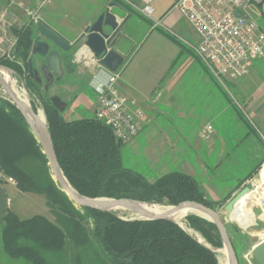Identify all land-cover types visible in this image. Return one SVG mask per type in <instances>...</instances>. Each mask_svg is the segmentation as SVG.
Segmentation results:
<instances>
[{"label":"trees","instance_id":"obj_1","mask_svg":"<svg viewBox=\"0 0 264 264\" xmlns=\"http://www.w3.org/2000/svg\"><path fill=\"white\" fill-rule=\"evenodd\" d=\"M16 34L18 46L14 57L25 63L28 77L25 88L32 90L30 85H41L29 72L37 26ZM0 65L21 77L20 67L5 57L0 58ZM44 110L61 169L81 195L173 206L191 201L212 208L194 177L175 171L151 182L142 174L124 168V144L96 117L68 121L51 99L44 101ZM0 165L15 178L22 192L43 196L58 220L53 223L40 215L21 220L8 212L3 218L2 248L11 257L47 264L42 252L61 250L67 238L76 245L89 243L92 238L116 264H219L218 253L205 245L220 249L222 240L217 227L203 218L191 215L186 224L201 236L204 245L172 221H129L121 219L116 212L75 206L52 179L41 145L1 86Z\"/></svg>","mask_w":264,"mask_h":264},{"label":"crops","instance_id":"obj_2","mask_svg":"<svg viewBox=\"0 0 264 264\" xmlns=\"http://www.w3.org/2000/svg\"><path fill=\"white\" fill-rule=\"evenodd\" d=\"M97 2L90 11L95 15L101 14L110 6L114 13L118 12L119 7L125 11L120 16L122 19L127 18V22L115 47L124 57L134 48L136 38L132 33L143 31L146 34L159 29L163 33L183 32L182 22L187 20L174 7L175 0H152L150 5L154 9L153 19L146 18L151 21V25L141 30L142 22H146L141 13L146 0ZM52 5L53 3L47 6L42 13ZM64 6L67 7L68 4L64 3ZM54 7L58 9L59 6L54 3ZM253 7L259 8L261 15ZM135 14L142 17L135 20ZM252 15L257 18L256 22L264 32V2L251 5L244 11L245 17L252 19ZM42 20L69 42L78 38L71 40L70 32L64 34L59 31L53 21L58 18L53 14L48 16V20ZM70 20L76 19L70 17ZM72 25L75 26L74 23ZM199 41L200 39L197 43ZM60 55L64 76L57 87L65 98L72 100L71 110L67 112L68 104L59 97L65 104L63 115L65 113L68 116L65 119L78 121L89 116L95 117L97 88L108 80L111 73L95 64L88 53L67 63L63 54ZM140 67L130 63L117 83L119 91L134 103L130 105L131 111L144 114L138 121L139 133L131 142L136 143L142 138L143 144L148 146V152L156 156L167 155L169 152L174 155L186 154L188 151L185 148L192 147L195 153L192 162L182 161L190 171L182 173L191 177H204L209 184H199L206 196L210 192H218L212 189V185L217 184L226 170L233 173L236 181L230 189L224 191L225 194H236L249 185L264 165V58L254 62L249 73L243 77H225L229 84L228 91L223 89L203 64L193 68L191 73V70L174 69L167 73L165 69ZM208 126L212 128V133L206 137ZM160 160L158 158L154 161L158 164ZM8 187L10 192L3 187L8 200L7 213L11 212L19 218V210H12L16 198L41 197L22 192L18 187ZM43 205L44 210L50 213L46 200Z\"/></svg>","mask_w":264,"mask_h":264},{"label":"rangeland","instance_id":"obj_3","mask_svg":"<svg viewBox=\"0 0 264 264\" xmlns=\"http://www.w3.org/2000/svg\"><path fill=\"white\" fill-rule=\"evenodd\" d=\"M97 1L102 0H52L53 5L50 6L44 13H42V18L44 20H48V16H51L53 14L56 19L58 18V20H53L54 25L57 27V29L62 33L64 32V34H67V31L70 32V39L74 40L75 38L79 37L86 30L87 27L92 25L100 15H95L94 12H90L93 6H95L94 3H96L97 5ZM7 2L8 0H0V11L5 7V5H7ZM54 3L59 6L58 9H55ZM64 3L68 4V6H64ZM253 8L259 13V15H261V10L259 8ZM241 13L244 15V11H241ZM70 17L76 20H70ZM141 17L142 16L135 14L133 16V19L137 20ZM144 17L142 19L146 22H142V27L140 28L141 30L146 27L149 28L151 25V21L147 20L146 17ZM251 18L255 21H258L257 18H255L253 15L251 16ZM260 19L263 20L262 17ZM72 23H74L75 26H73ZM182 27L183 32L171 31L163 33L164 31L161 32L162 30L160 31L159 29L156 31L148 30L149 32H147L146 34H144L143 31H138L139 33H132V36L136 38L134 48L130 52V54L125 57V63L122 67L121 74L124 73L130 63L133 66L137 67L148 66L149 68L156 67L160 70L165 69L167 73L170 72V70L173 71L174 69H177L178 71L191 70L189 73L193 72L199 64H203L202 61L199 59L198 55L191 48V46L198 45L197 40L199 39V37L188 20H183ZM6 36L8 38L6 42L7 45H16L13 51V54H15L16 48L18 46V37L16 34V30H14V28H11V30H8V32L6 33ZM52 48L63 54L64 60L67 63L68 61H72L75 58L79 46L67 53L56 48L55 46H52ZM5 58L9 62L15 63L17 66L20 67V70H18V72L21 77H13L15 86L19 91L25 92L27 94L30 104L34 107V109H36V111L43 112L46 118L44 110V101L52 99L53 97H60L64 102L68 104L67 112L71 110L72 100L69 101L68 98H65L62 95L60 89H58L57 87L60 82H55L46 92L45 81L43 79L42 73L40 72V68L44 63V60L41 57L32 56L31 58L33 59L34 68L39 71L40 77L43 79V83L39 85V87L35 85H30V89L32 90H27L25 88V80H27L28 78L25 63L21 59H16L12 55L10 57ZM211 75L213 74L211 73ZM213 77L217 82H219V84H221L225 91H228L227 87L229 86V84L226 78H222L221 81L217 79L214 75ZM212 80L214 81V79ZM63 116L64 118L68 119L67 114L64 113ZM209 127L210 126H208L206 130L208 132V134L207 132L205 134L206 137H209V135H211L208 130ZM185 149H187L188 151L186 154L174 155L173 153L169 152L167 153V155L158 154L156 156L155 154L148 152V146L146 147L143 144V139L141 138L136 143L129 142L128 144L123 145L122 164L124 168L136 171L148 178L151 182H153L156 181L158 178L171 172L179 171L186 173V171H190V169L187 167V164H184V161L192 162L193 157H195V153L193 152L192 147H188ZM158 158L161 160L158 164H156L157 161L154 160H157ZM165 161L167 163H165ZM182 161L184 163H182ZM261 170L262 169L260 168L256 176L254 177V180L249 184L252 191H255L257 189V186L261 182ZM49 174H51L50 170ZM194 178L200 184L202 182H206L207 185L209 184V182H207L206 179L202 176H195ZM235 181L236 180L233 178V173L231 171L226 170L224 176L217 181V184L212 185V189H215V191L217 190L218 192H210L209 196H205L212 204L211 209L218 213L227 228V231L231 237L232 243L237 254L238 264H257L251 255V250L254 246L262 242L264 238L263 209L259 206L253 207V212L257 217V225L250 228L249 230L245 231L236 223L230 221L229 213L226 211V205L236 194H225L224 191L230 189ZM8 186L9 185H4L3 187L6 189L7 192H10V188ZM44 200L45 198L42 196H32L25 199L18 197L13 202L12 210H19L21 220H27L35 215L40 214L41 216L47 217L53 223H58L56 216L52 214L51 210L50 213L44 210ZM148 205H156L161 207L173 206L157 203H152ZM116 213L120 216V218L127 220L134 219L132 218L131 212L122 213L121 211H116ZM191 215L198 216L193 213L189 214L183 220L184 224H186L187 218ZM4 226L5 220L2 219L0 220V264H32L30 261L24 258L11 257L4 251V249L2 248ZM85 226L88 227V223H85ZM195 235L201 237L198 234ZM222 248H224V246H222L220 249ZM41 254L47 264H116L104 253L101 246L92 238L90 239L89 243L83 245H76L75 243H73V241L67 238L65 246L61 250H48L42 252ZM220 256L221 255L219 254V257Z\"/></svg>","mask_w":264,"mask_h":264},{"label":"built area","instance_id":"obj_4","mask_svg":"<svg viewBox=\"0 0 264 264\" xmlns=\"http://www.w3.org/2000/svg\"><path fill=\"white\" fill-rule=\"evenodd\" d=\"M152 0H146L142 15L153 19ZM264 0H175L174 7L190 22L200 41L191 48L207 69L219 80L240 78L247 75L251 65L264 58V32L260 25L245 17L251 5H260ZM52 0H8L0 11V56H14L16 45H7L6 33L37 26L42 20L41 13ZM239 13V16L236 15ZM18 39V38H17ZM123 67V66H122ZM122 67L111 73L108 80L98 86V102L95 117L111 128L116 139L128 144L139 133L140 111L133 112L134 104L122 94L117 83ZM212 133V128H208ZM264 172V165L261 167ZM17 187L15 178L8 175L0 165V186Z\"/></svg>","mask_w":264,"mask_h":264},{"label":"water","instance_id":"obj_5","mask_svg":"<svg viewBox=\"0 0 264 264\" xmlns=\"http://www.w3.org/2000/svg\"><path fill=\"white\" fill-rule=\"evenodd\" d=\"M111 5L115 6V4ZM124 12V9L119 7L118 12L114 13L112 12L110 6L105 12L101 13L96 21L92 25L87 27L86 30L73 43L62 37L44 21H40L38 23V36L36 37L33 44L32 56H39L44 60V63L40 68V72L42 73L43 79L45 81L46 92L55 82H60L64 76L60 52L54 50L52 46H55L56 48L66 53L79 46L75 57H77L78 53H80L81 51H85L91 55V59L95 64L110 73H116L124 65L125 57L115 50V47L121 37L122 30L127 22V18L122 19L120 16ZM236 15L239 16V13L236 12ZM2 70L7 71L12 78L16 77L15 72L0 65V86L3 88V91L9 97V99L16 105L18 110L25 117L31 131L41 145L43 154L46 156V159L48 161V167L50 169L52 179L55 181L58 188L63 193H65L67 197L75 204V206L102 212H116V209H126L138 216V218L130 219L129 221H172L181 226L190 235H193V231L189 228V226L187 224L177 222L176 220L171 218V215L182 210H193L195 211V213L193 214H196L208 220L217 227L223 246L228 251V263L238 264L237 254L225 224L223 223L217 212L203 204L191 201L183 202L179 205L171 206V210L166 213L155 215L144 210L142 205H145L146 203L141 201L133 199L117 200L110 198H89L77 192L69 183L58 162L57 154L54 148L51 134L48 129L46 118L45 122H42L39 119L38 111H36L32 105L21 103L18 100L14 90L1 75ZM29 72L39 84L43 83V79L40 77L39 71L34 68L33 59L29 60ZM51 102L61 112L65 110V104L59 97H53L51 99ZM32 121L36 123L37 130L33 127L31 123ZM250 192H252L251 187L249 185H246L228 202V204L226 205V211L229 213L230 221H232L231 213L235 209L237 202L243 196L249 194ZM7 210V194L4 188L0 186L1 218H4L6 216ZM196 238L198 239V242L200 244L204 245V242L199 239L198 236H196ZM205 246L217 253L220 250L212 248L208 245ZM251 255L257 264H264V240L252 248Z\"/></svg>","mask_w":264,"mask_h":264},{"label":"bare ground","instance_id":"obj_6","mask_svg":"<svg viewBox=\"0 0 264 264\" xmlns=\"http://www.w3.org/2000/svg\"><path fill=\"white\" fill-rule=\"evenodd\" d=\"M83 53H87L85 51H81L78 53L77 58L81 57L80 55ZM89 54V53H88ZM1 75L3 76L4 80L11 86V88L14 90L18 100L21 103L24 104H30L29 98L27 97V94L25 92L19 91L16 86L13 78L11 75L7 72L2 70ZM39 119L42 122H45V116L43 112H38ZM33 127L37 130L36 123L34 121L31 122ZM261 177V182L257 186V189L255 191L250 192L249 194L243 196L236 204L235 209L231 213V220L236 223L238 226L243 228L244 230H249L250 228L254 227L256 224V215L253 212V207L254 206H259L263 209V203H264V172L262 171L260 173ZM143 209L155 214V215H160L163 213L168 212L171 210V207H161V206H156V205H142ZM116 211H121L122 213L124 212H129L126 209H116ZM264 212V211H263ZM132 213V212H131ZM195 213L193 210H182L177 213H174L171 215V218L176 220L179 223H183V220L189 215ZM132 218H138L137 215L132 213ZM193 235L195 233L193 232ZM196 236V235H195ZM199 239L202 240L201 237H198ZM222 252L223 254H220L221 256L219 257V264H229L228 263V251L225 248H222L218 251ZM219 255V254H218Z\"/></svg>","mask_w":264,"mask_h":264}]
</instances>
